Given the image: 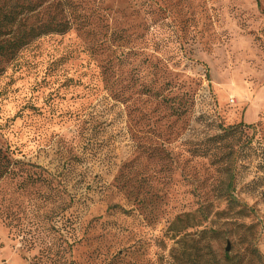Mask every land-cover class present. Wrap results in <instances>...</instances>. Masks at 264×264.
<instances>
[{
    "label": "rangeland",
    "instance_id": "obj_1",
    "mask_svg": "<svg viewBox=\"0 0 264 264\" xmlns=\"http://www.w3.org/2000/svg\"><path fill=\"white\" fill-rule=\"evenodd\" d=\"M16 5L26 28H69L0 60V264H172L168 224L201 205L188 232L221 229L233 255L251 226L264 262V0H0ZM230 126L232 205L192 154Z\"/></svg>",
    "mask_w": 264,
    "mask_h": 264
},
{
    "label": "trees",
    "instance_id": "obj_2",
    "mask_svg": "<svg viewBox=\"0 0 264 264\" xmlns=\"http://www.w3.org/2000/svg\"><path fill=\"white\" fill-rule=\"evenodd\" d=\"M18 8L22 7L16 5L10 11H3L0 7V60H13L28 42L48 34H63L69 28L66 21H58L55 17H50L41 25H30L26 28V24L21 23L25 21L28 11L23 13ZM33 10L30 9L29 11ZM192 102V97H188L185 102L187 107H183V109L178 104L177 107L173 108V113L177 118L181 117L187 113ZM235 128L236 126L220 127L218 133L205 139L206 144L203 147L200 146L192 152L193 156L212 159V165L218 169L221 168L220 170L223 171L225 180H227L222 192L227 196V203L231 205L236 201L233 195L234 163L232 164V157L234 152L231 146L227 147V142ZM160 151H164L163 146H160ZM224 162H227V165L223 168ZM8 170L9 163L7 161L0 162V179L5 177ZM122 189L128 191L132 190V187L123 186ZM158 199L157 196L150 195L147 197L144 194L137 201L138 209L146 210L148 206L154 207ZM203 209L206 207L201 205L195 212L179 213L168 224L167 232L170 234L169 238L173 240V246L170 249L172 264H264L251 226L246 229L244 236L239 238L240 243L244 244L245 250L243 253L233 255L225 251L220 254L216 249L219 241L228 240L221 229L199 228L192 233L188 232L187 230L199 227L202 222L208 220V212L204 214ZM198 211H201L202 214L197 216ZM60 232L63 233L61 229ZM66 239L71 243L70 238L66 237ZM227 242L230 243V241Z\"/></svg>",
    "mask_w": 264,
    "mask_h": 264
},
{
    "label": "water",
    "instance_id": "obj_3",
    "mask_svg": "<svg viewBox=\"0 0 264 264\" xmlns=\"http://www.w3.org/2000/svg\"><path fill=\"white\" fill-rule=\"evenodd\" d=\"M230 249H231L230 243L227 242V243H226L225 252H227V253L230 252Z\"/></svg>",
    "mask_w": 264,
    "mask_h": 264
}]
</instances>
